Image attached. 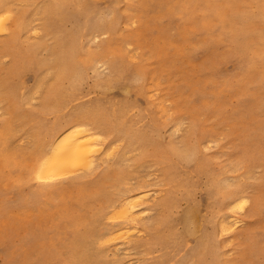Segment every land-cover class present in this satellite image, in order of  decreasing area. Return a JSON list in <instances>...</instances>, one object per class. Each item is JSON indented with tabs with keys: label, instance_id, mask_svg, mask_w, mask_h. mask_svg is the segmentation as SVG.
<instances>
[{
	"label": "rangeland",
	"instance_id": "1",
	"mask_svg": "<svg viewBox=\"0 0 264 264\" xmlns=\"http://www.w3.org/2000/svg\"><path fill=\"white\" fill-rule=\"evenodd\" d=\"M13 1V13L33 6L35 29L20 46L46 40L36 56L21 47L5 54L1 40L9 38L0 33V264H202L203 229L213 231L218 264H264V1L94 0L88 10L77 0ZM224 12L225 21L218 15ZM231 18L245 19L257 55L233 42L239 26ZM64 115L76 116L72 124L94 121L107 139L89 163L93 170L69 167L78 171L38 184L31 175L43 145L40 127ZM4 118L11 121L2 124ZM202 162L213 176L197 174ZM169 166L177 169L173 182ZM225 179L249 198L245 209H230L227 193L211 188ZM128 195H140L133 199L139 208L152 207L137 229L117 218V203L109 207ZM166 195L168 208L161 204ZM184 212H191L185 223ZM169 214L175 223L167 232ZM222 214L242 221L227 235ZM120 227L119 237L106 238ZM161 231L170 247H145ZM174 234H181L176 241Z\"/></svg>",
	"mask_w": 264,
	"mask_h": 264
},
{
	"label": "bare ground",
	"instance_id": "2",
	"mask_svg": "<svg viewBox=\"0 0 264 264\" xmlns=\"http://www.w3.org/2000/svg\"><path fill=\"white\" fill-rule=\"evenodd\" d=\"M33 1V0H32ZM35 1V0H34ZM66 1V0H64ZM81 6L84 7V9L88 10V9H91V8H94V0H90L87 4H83V2L81 0H77ZM86 2V0H84ZM125 1V0H124ZM190 1V0H189ZM199 1V0H198ZM205 1V0H204ZM209 1V0H208ZM207 1V2H208ZM217 1V0H215ZM244 1V0H243ZM264 1V0H263ZM13 0H0V33L1 34H8V38L7 41H4V40H1V47H2V53H17V50H18V47H21V51L26 53V54H29V56H32V55H37V50L38 48L40 49L41 47H43V42H45V38L43 39H40L38 40L37 42H39V44H41L39 46V44H33V45H27V46H20L22 43H20L23 39V37L25 36V38H27L28 36L32 37V33L34 32V27H32V19L29 17V14L31 13V8L33 6H31L30 10L27 9V7L24 8L23 11H16L17 13H13V9H12V4H13ZM126 2V1H125ZM191 2V1H190ZM195 2V0H194ZM206 2V3H207ZM214 2V1H213ZM220 2V1H219ZM229 2V1H228ZM227 2V3H228ZM259 4H261L260 0H258ZM129 3V2H128ZM184 3V2H183ZM199 3V2H197ZM238 3V2H237ZM247 3V2H246ZM245 3V4H246ZM249 3V2H248ZM251 3V1H250ZM263 3V2H262ZM57 4V1H55L53 3V5H56ZM131 4V3H130ZM192 4V3H191ZM196 4V3H195ZM239 4V3H238ZM44 5V4H43ZM208 5V4H207ZM215 5V4H214ZM218 5V4H217ZM221 5V4H219ZM240 5V4H239ZM238 5V7H239ZM243 5V4H242ZM252 5V4H251ZM27 6V5H26ZM117 6V5H116ZM121 6V4H120ZM186 6V5H185ZM191 6V5H190ZM195 6V5H193ZM224 6V5H222ZM227 6V5H226ZM231 7L234 6V5H230ZM237 6V5H236ZM256 6V5H255ZM30 7V6H29ZM35 7V6H34ZM216 7V6H215ZM242 7V6H240ZM239 7V8H240ZM249 7V6H248ZM259 7V6H258ZM185 8H188V7H185ZM194 8V7H191V9ZM218 8V7H216ZM224 8V7H223ZM238 8V9H239ZM250 8V7H249ZM253 8V7H252ZM256 8V7H255ZM261 8V6H260ZM97 9V8H96ZM245 9V8H244ZM47 10V9H45ZM190 10V9H189ZM188 10V11H189ZM211 10V9H210ZM224 11L226 10L223 9ZM232 10L233 7H232ZM260 11H262L261 9H258ZM217 11V10H216ZM215 11V12H216ZM219 11V10H218ZM238 11V10H237ZM235 11V12H237ZM56 13H59V10H56L55 11ZM87 12V11H86ZM85 12V13H86ZM122 12V11H121ZM187 12V11H185ZM214 12V13H215ZM233 12V11H232ZM233 12V13H235ZM244 12H247V10H245ZM38 13H39V10H38ZM126 13V12H125ZM123 13V15L125 14ZM129 13V12H127ZM190 13V12H189ZM193 13V12H192ZM209 13V12H208ZM211 13V12H210ZM257 13V12H256ZM263 13V12H262ZM107 14V13H106ZM227 13L224 12L223 15L221 13H218L219 17L221 18V20H224V17ZM250 14V13H249ZM248 14V15H249ZM251 14H253L251 12ZM127 15V14H126ZM186 14L184 13V16ZM189 15V14H188ZM187 15V16H188ZM192 15V14H190ZM217 15V16H218ZM229 15V14H228ZM240 15V14H239ZM245 15V14H244ZM255 15V14H254ZM186 16V17H187ZM241 16V15H240ZM247 16V15H246ZM263 16V15H262ZM85 17V16H84ZM183 17V16H182ZM232 17V15H231ZM234 17V16H233ZM238 17V16H237ZM242 17V16H241ZM248 17V16H247ZM250 17L252 18L253 16L250 15ZM261 17V16H260ZM205 18V17H204ZM207 18V17H206ZM226 18V17H225ZM229 18V17H228ZM246 18V17H245ZM249 18V17H248ZM182 19V18H181ZM186 18H184V22L187 20H185ZM189 19V17H188ZM211 19V18H209ZM239 19V18H238ZM250 19V18H249ZM126 20V19H125ZM128 20V19H127ZM212 20V19H211ZM210 20V21H211ZM226 20V19H225ZM224 20V21H225ZM232 20V22L237 26V28L234 29V31H232L231 33V37L233 39V42L236 43V44H239L241 45L245 52L246 51H250V54L252 56H255L258 54V50L256 49H251L252 46L250 44V36L247 35V29L245 27H242L243 24H245V19H244V22L241 23V21H237L235 18H231L230 21ZM241 20V19H240ZM243 20V19H242ZM248 20V19H246ZM260 20V18L258 19ZM41 21V25H39V28L42 26L44 29L47 28V23L46 21H44V19L40 20ZM191 21V20H190ZM193 21V20H192ZM214 20H212L213 22ZM229 21V20H228ZM188 22V21H187ZM208 22V21H207ZM250 22V20H249ZM186 23V22H185ZM189 23V22H188ZM215 23V22H214ZM219 23V22H218ZM217 23V24H218ZM252 23V22H251ZM255 23H257V21H255ZM10 24V26H9ZM203 24V23H202ZM190 25V24H189ZM248 25V24H247ZM257 25H260L257 23ZM246 26V25H245ZM253 26V25H252ZM261 26V25H260ZM258 27V26H257ZM262 27V26H261ZM36 29H38V27L36 26ZM209 30V29H208ZM260 31V30H259ZM37 32V31H36ZM36 32L34 34H36ZM39 32V31H38ZM31 33V34H29ZM260 33V32H259ZM38 34V33H37ZM76 39V35H73ZM255 36V35H254ZM261 36V35H260ZM34 37V36H33ZM26 40V39H24ZM260 41V40H259ZM95 42V41H94ZM264 42V41H263ZM64 43V42H63ZM92 43V42H91ZM23 45V44H22ZM94 49V48H93ZM106 50V49H105ZM70 52L71 54L74 56L75 55V46H73L71 49H70ZM44 54V53H43ZM83 54V52H82ZM131 56V55H130ZM260 57V56H259ZM128 58V57H127ZM81 59V58H80ZM91 60V57L90 56H87V60L85 61L84 64L86 65H89L91 64L90 62ZM129 60V59H127ZM263 60V59H262ZM92 61V60H91ZM261 61V59H260ZM264 61V60H263ZM42 65V63L40 64ZM43 65H46V63H43ZM93 67V66H92ZM34 68V67H32ZM264 69V68H263ZM262 70V69H261ZM123 74H124V77H125V84L123 86L124 89H128L129 87V83L131 81V77H130V74L127 70H124L123 71ZM37 75V74H36ZM47 76V75H46ZM147 81V80H146ZM122 87V86H121ZM38 94V93H37ZM36 96V95H35ZM47 97V96H45ZM44 97V101H46V98ZM146 100V99H145ZM150 100V99H149ZM153 100V99H152ZM0 103H1V99H0ZM157 103V102H156ZM158 106V105H157ZM162 107V106H161ZM160 107H158L159 109ZM165 109V108H164ZM161 111V109L159 110ZM38 113V112H37ZM39 114V113H38ZM166 115V114H165ZM3 117V116H2ZM158 117V116H157ZM167 117V116H166ZM76 116H71V115H64V116H59L56 118V120L52 123H48L46 121V125H43V127H40V132L39 134L42 132V136H44V139H43V145L41 144V146L37 147V151H36V154H35V158H39V162L36 163L37 166H34V171L32 173V180H35L38 184H46V183H50L52 182V179L58 177L57 175H61V174H69V170L71 169H82L84 167H88L89 169V166L88 165H92V164H89V163H92V160H93V156L95 154H98V151L100 150L99 148H102V147H99V146H102V143L104 140H106V136L104 134V132L100 129H98L97 127L94 126V121L91 122V123H87V124H83V123H78V124H72L74 121H72L73 119H75ZM84 118H89V116H84ZM173 118V117H172ZM168 119V118H167ZM169 120V119H168ZM11 120L8 118H4L3 119V123L2 124H6V123H9ZM161 121V120H159ZM5 122V123H4ZM162 122V121H161ZM178 122V121H177ZM176 122H174L175 124ZM64 124V126H63ZM173 124V125H174ZM180 125V124H179ZM182 125V124H181ZM170 126V125H169ZM181 127V126H180ZM183 127V126H182ZM161 128V127H160ZM167 129V128H166ZM160 130V129H159ZM174 131V129H172ZM172 133V131L170 132ZM169 133V134H170ZM168 134V133H167ZM175 134V133H174ZM172 136V134H171ZM174 136V135H173ZM116 137H119L118 135H116ZM175 137V136H174ZM173 138V137H172ZM171 139V137L169 138ZM209 140V139H208ZM160 141V140H159ZM170 141V140H169ZM168 141V142H169ZM206 141V140H205ZM214 141V140H213ZM166 143V142H165ZM170 143V142H169ZM172 143V142H171ZM170 143V144H171ZM169 144V146H170ZM165 145V144H164ZM173 145V144H171ZM43 146V147H42ZM174 146V145H173ZM199 146V145H198ZM201 146V145H200ZM212 146V145H211ZM99 147V148H97ZM112 147V146H111ZM115 149V148H113ZM134 149V148H133ZM177 149V148H176ZM116 151H113L111 149L110 153L113 155L114 153L112 152H116L117 153V150H118V147L117 149H115ZM204 151V150H203ZM101 152V150L99 151ZM119 152V151H118ZM104 153V152H103ZM110 153H107L106 155L108 156V154ZM100 154V153H99ZM98 154V155H99ZM122 154V153H121ZM105 154H103L104 156ZM112 155H110L112 157ZM115 155V154H114ZM113 155V157L115 158V156ZM96 156V155H95ZM94 156V157H95ZM102 156V155H100ZM109 156V158H110ZM187 156V155H186ZM200 156V155H199ZM112 157V159H113ZM98 158V157H97ZM103 158H106L103 157ZM108 158V159H109ZM121 158V157H120ZM119 158V159H120ZM186 158V157H185ZM210 158V157H208ZM95 160V158H94ZM123 160V159H122ZM125 160V158H124ZM113 160H111L112 162ZM108 162V161H107ZM203 164L199 165L198 168H197V174H202V173H208V174H212V171L210 170V167L208 164H206V162H202ZM122 164V163H121ZM120 164V166H121ZM116 166V164H115ZM71 169H70V168ZM86 167V168H87ZM93 165L90 166L91 170L92 169ZM68 168V169H67ZM66 169H67V173H63V172H66ZM86 170V171H89L90 170ZM121 169V168H120ZM168 171L170 173V179L171 181L173 182V179L175 177V174H176V167L174 166H169L168 168ZM75 170H71V174L73 173L74 174V171ZM77 170V171H78ZM108 170L109 169H106L107 173H108ZM75 171V172H77ZM80 171V170H79ZM86 171H83L86 172ZM96 170H94L95 172ZM182 172V171H181ZM80 173V172H79ZM106 173V174H107ZM70 174V175H71ZM88 174V173H87ZM55 176V177H54ZM68 176V175H67ZM30 176H28L27 178H29ZM54 177V178H53ZM112 177V176H111ZM59 178V177H58ZM57 178V179H58ZM85 178V177H84ZM83 178H80L78 179V183H84V180H82ZM27 180V179H26ZM203 180V179H202ZM229 179H225L223 180L221 183H213L211 182V188H213L214 190H216V192H219V193H227V198L229 199H226L228 200V204L227 206L230 208V209H245V207L248 205L249 203V198L247 196H244V193H238L239 191L237 190H233L232 186L229 184L230 182L228 181ZM64 182V181H63ZM107 182V181H106ZM143 183V182H142ZM190 183V182H189ZM197 183V182H196ZM107 184V183H106ZM126 184H129V183H126ZM142 185V184H141ZM205 185V184H204ZM134 186V185H131V187ZM137 186V185H136ZM220 186V187H218ZM145 187V186H144ZM190 187V186H189ZM196 187V185H195ZM206 187V186H205ZM218 187V188H217ZM132 189V188H131ZM130 189V190H131ZM113 190V189H112ZM139 190V189H138ZM137 190V191H138ZM178 190V189H177ZM245 190V189H244ZM243 190V191H244ZM125 191V190H124ZM179 191V190H178ZM209 191V190H208ZM45 192V191H44ZM47 192V191H46ZM210 192V191H209ZM129 193V192H128ZM185 195V194H184ZM183 195V196H184ZM123 196V194H122ZM140 196V195H139ZM139 196H131V195H128L126 197H123V198H118L116 199V201L114 203H111L109 205V207L111 208H115L117 205H119V211H116L115 212H110L111 215H110V218L112 216V214L116 213L117 214V218L119 219H123L125 218L126 222L128 223H132L133 224V227L134 228H138L137 227V223H139V219H142L143 216L147 215L148 212H150L152 210V207H140L139 206H136L134 205V197L135 198H139ZM209 196V195H208ZM249 196V195H248ZM251 197V196H250ZM113 199V198H112ZM134 199V200H133ZM140 199V198H139ZM139 199H136L139 200ZM210 199V198H209ZM131 200H133V202L131 203ZM185 200V199H184ZM217 200V199H216ZM225 200V201H226ZM135 201V202H136ZM143 201V200H142ZM168 201H169V196L166 195L164 198H163V201H162V206L168 208L169 207V204H168ZM139 203V201H137ZM136 202V203H137ZM141 202V200H140ZM191 202V201H190ZM189 202V203H190ZM210 202V201H209ZM227 202V201H226ZM117 203V205H116ZM137 203V204H138ZM144 203V201L142 202ZM225 203V202H224ZM102 204V203H101ZM146 204V202H145ZM194 204V203H192ZM223 204V203H222ZM140 205V203H139ZM220 206V205H219ZM253 206V205H252ZM195 207V206H194ZM225 207V205H224ZM220 208V207H219ZM121 209V211H120ZM226 209V208H225ZM199 210V209H198ZM228 210V209H227ZM105 211V210H103ZM110 211V210H109ZM195 211V210H194ZM211 211V210H210ZM119 212V214H118ZM193 212V211H191ZM191 212L185 213V215H183L182 217V220L185 222H187V219L186 217H188ZM208 212V211H207ZM206 212V213H207ZM228 212V211H227ZM234 212V211H233ZM232 212V213H233ZM108 213V212H107ZM226 213V212H225ZM114 214V215H116ZM113 215V216H114ZM229 215V214H228ZM112 216V217H113ZM190 216H194V212H193V215L191 214ZM189 216V217H190ZM218 216V215H217ZM116 217V216H114ZM113 217V218H114ZM202 217V216H201ZM208 217V216H207ZM229 217V216H228ZM191 218V217H190ZM190 218H188V221L190 222ZM218 218V217H217ZM186 219V220H185ZM199 219V218H198ZM117 220V219H115ZM166 220L167 222H164V227H165V230L167 232H169L171 229H173L171 226L174 225V221L171 219V214L167 215L166 216ZM218 220V219H216ZM182 221V223H183ZM199 221V220H198ZM200 222V221H199ZM241 220L239 219V217L237 215H231L230 218H227L225 217L224 214H222L221 216V220H220V229H221V233L223 235H227V234H230L232 233L234 230H236V228L241 224ZM180 223V222H179ZM205 223V222H204ZM209 223V222H208ZM198 224V222H197ZM219 224V223H218ZM178 225V224H177ZM145 226H148V224H145ZM219 226V225H218ZM181 227V226H180ZM185 228V226H183ZM182 227V228H183ZM147 228V227H146ZM191 227H187V230H186V234H188L189 236L191 234H194L193 230L190 229ZM219 228V227H218ZM150 229V227H149ZM163 229V228H162ZM186 229V228H185ZM122 230H124V227H120L119 228H116V229H110L108 230L107 232V237L108 238L109 236H113L112 239H114V236L115 234L118 236L117 232H121ZM127 230V229H126ZM125 230V231H126ZM212 230H214V226L212 227ZM216 230V229H215ZM135 231V230H134ZM155 233V231H153ZM181 232V230H180ZM208 232V231H207ZM210 232V231H209ZM208 232V233H209ZM213 231L210 232V234H207L205 229H203L201 231V235H200V246L198 248V252L197 254H199L201 251H203V253H205V257L201 258V263L202 264H218V261H219V258H218V251H217V247L213 241ZM127 234H134L129 232V230L126 231ZM221 234V235H222ZM161 235H162V231L159 233V234H156L154 235L153 237L150 238V240L145 243V247H152L153 245H155V243L157 241H159V244L161 246H166L167 243L171 240L170 238H165V239H161ZM165 235V234H163ZM175 235V234H174ZM181 235V234H180ZM180 235H175V236H172L173 239H176L180 237ZM116 236V237H117ZM197 236V235H196ZM104 237V238H105ZM115 237V239H116ZM119 237V236H118ZM218 237V236H217ZM101 238V237H100ZM100 238H98L100 240ZM111 238L109 237V239L111 240ZM184 238V237H183ZM195 238V236H194ZM187 239V238H185ZM184 239V240H185ZM109 240V242H110ZM183 240V239H182ZM217 240V239H216ZM101 241V240H100ZM104 241V240H103ZM101 242L100 246L102 244H105V242ZM108 242V241H107ZM172 242V241H171ZM199 242L198 245H199ZM100 243V242H98ZM177 244V243H176ZM170 246H166V248H169ZM223 247V246H222ZM220 247V248H222ZM153 248V247H152ZM172 249V248H171ZM155 251V250H154ZM187 252L189 254H191L188 250ZM220 253V252H219ZM223 257V256H221ZM170 259V258H169ZM207 259H210V261L208 262ZM221 259V258H220ZM222 260V259H221ZM160 261V260H159ZM166 262V261H165Z\"/></svg>",
	"mask_w": 264,
	"mask_h": 264
}]
</instances>
